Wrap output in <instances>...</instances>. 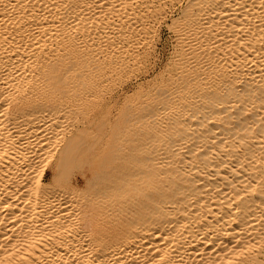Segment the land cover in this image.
Masks as SVG:
<instances>
[{
  "label": "bare ground",
  "instance_id": "1",
  "mask_svg": "<svg viewBox=\"0 0 264 264\" xmlns=\"http://www.w3.org/2000/svg\"><path fill=\"white\" fill-rule=\"evenodd\" d=\"M87 1L72 5L66 0L72 15L59 21L44 17L46 0H0V264H264V0H179L185 1L177 16L182 20L168 22L167 29L176 28L179 57L140 106L139 120L149 134V146L139 156L123 158L113 175L120 181L110 207L114 218L102 236L96 234L85 195L66 187L54 190L56 172L52 186L44 181L40 164L54 143L59 111L53 105H29L25 97L28 88H48L46 77L53 67L41 58L46 42L55 40L56 46L64 47V38L57 39L64 35L62 29L77 33L90 29L83 22L87 14L91 16ZM106 1L100 0L99 7ZM118 1L117 10L125 3L143 5L141 13L132 12L134 20L163 0ZM150 1L158 5H149ZM114 9L107 12L120 13ZM123 20L115 24L121 39L115 47L117 55L129 59L130 48L122 42ZM139 24L145 30L146 25ZM70 33L66 47L76 56L78 40L72 41ZM90 49L84 48L86 56L80 59L78 55L74 61L62 60L66 65L61 77L72 96H93L125 67L120 56L115 60V54L113 60ZM67 153L60 155L59 164ZM133 162L137 170H129ZM101 177L97 171L91 173L93 179Z\"/></svg>",
  "mask_w": 264,
  "mask_h": 264
},
{
  "label": "rangeland",
  "instance_id": "2",
  "mask_svg": "<svg viewBox=\"0 0 264 264\" xmlns=\"http://www.w3.org/2000/svg\"><path fill=\"white\" fill-rule=\"evenodd\" d=\"M61 1L62 0H54V1L53 0L52 1L46 0L45 3L51 8H49L44 3L43 7H45V9L47 10V11L45 10L44 17L50 19V17L54 16L53 18H57L59 21H65V19L67 17H70L72 14L70 15L69 12H71L72 5H73V3H75L74 1H77V0H74V1L73 0H67L69 3H72V5L68 4V2H66V0H63L62 3H61ZM85 1H87V0H85ZM107 1L101 2L102 4L100 7L98 5V4H100L99 3L100 0H95V1L89 0V2L88 1L86 2L87 3L86 7L89 8V10L91 12L96 10V11H94L93 14L89 11L90 15L91 16L93 15L92 17L90 16V18L93 19L95 17V19H93L94 21L89 18V14H87L88 16L85 14L88 19L84 20L83 22H85L84 24H86V26H88L87 25L88 23L90 24L91 30L89 29L88 30L89 32L88 31H82V32L77 33L76 31L66 30L68 32L67 33L65 31V28H64L62 30L65 32L64 35L66 34L65 37H61L62 34L60 33L59 38H57V39H59V41H61L64 38L63 42L61 43L62 45H64V47L61 45L59 46L58 44L56 46L54 43L55 40L52 42L49 41L50 43L47 41L46 43L49 46L46 45V43H45L46 46H44V50L42 52L43 57L41 56V58H42V60L45 59L46 63H49L50 69L53 67L51 70L49 69L50 71H53V73L46 77V80L49 78L47 80L48 88L45 87V88H42V90H34V89L28 88L26 90V94H25V97L28 98L27 101L29 102V105H32V106L39 105V104L53 105L57 109V111H59L60 121L57 122L59 125L58 124L55 125L56 126L55 128H57L56 135H58V136L55 135L56 137L54 136L52 139V142H54V143L53 144L51 143L50 147L48 148L47 152L49 155L46 153V156L44 155V157H43L42 163L45 162L44 160H46V162L44 163V165L40 164V167H41L40 169H45V180L44 181L46 183H48L50 186H52L50 179L53 178V175L56 172V174H58V175H57V181H56V185H55L56 188L53 187L54 190H57V192H58L60 188L66 187L68 192H70L73 189L74 191L78 192V193L76 192L77 194L81 195V193H82L83 195H85L88 198V200L90 201L91 208H92L93 213H94V219L96 220V222L94 221L93 225H94L96 234L98 236H102V235L106 234V232H107L106 230H108L109 226L111 225V219L114 218L113 213L110 210L111 209L110 207L116 198L115 197V185L116 184L118 185L120 181L119 180L117 181L113 175L116 173V170L119 167H121L123 158L129 159L128 155H132V154L139 156L142 154L141 152L143 150H145L146 147L149 146V139H148L149 134L147 136V133H146L145 129L142 128V123L139 120V114L141 115L140 106L142 105V102L146 99V97L151 95L154 92V90L159 86L161 81L166 78V76L168 75V73L171 71L172 67L176 63V61H177L176 58L179 57L178 52L180 51L179 48H181V44L179 43L178 34H177V32H175L176 28L172 29L173 32H172L171 28H170L171 31H167V29H169L170 21L174 22L176 19L177 20L176 24H178L180 22V20H182L181 16L180 17H177V16H179L181 14L183 8L185 7V4H184L185 1L171 0V2L169 1L170 4L168 6V3H169L168 0H163L160 2L158 7H155V9L152 8L153 11H151L149 14H147V15L145 13H143L142 15L139 14L137 16L138 18L136 17L133 20L132 12L133 13H135V12L141 13V11H144V7L142 8L143 5L138 6L136 3L131 4V5L130 4L127 5L125 3L124 8H122L123 5H121L120 8L117 10V8L119 6L117 3L118 2L120 3V1L117 0V3H116V0H112V1L110 0L108 2L109 4L107 3ZM151 1H150L149 5H152L153 3H154L153 6L155 4L158 5V3H156L157 1H153V3ZM178 1L180 4L178 3ZM51 2H52V4H50ZM56 2H58V3H56ZM111 2H114V3H111ZM162 2L164 5L162 4ZM174 2H176V4ZM60 4H65L66 8H64V6L63 5L61 6ZM89 4H91V5H89ZM161 4L165 7H162ZM54 5H56V6H54ZM57 5H59V6H57ZM104 5L105 6L109 5V7L108 6L105 7ZM126 5L128 7L129 6H132V7L127 8ZM157 5H155V6H157ZM52 6H54L55 8L58 7L59 11L57 10V8L55 10V8ZM114 6L116 9H114ZM166 6L169 9L171 7L172 8L170 10L168 9V11H167ZM46 7H48V8H46ZM69 7H71V8H69ZM52 8H54V10H52ZM98 8H100L99 11H98ZM132 8H134V9H132ZM107 9L111 10V11H113L112 9H114V11L116 10V11H118V13L120 12L119 14H117L120 17L117 16L116 14H113V13L110 14L109 12H107ZM123 9H124V11L122 12ZM65 10L66 11L70 10V11H67V13H66ZM100 10L102 11V13H100L101 12ZM136 10H138V11H136ZM121 12L123 15H120ZM98 13H100V14H98ZM45 14H47V16H45ZM77 14H78V8H77ZM107 14H109L111 16H108ZM85 15L83 14L82 19H84ZM125 15L127 17L123 18ZM128 16H130V17L128 18ZM98 17H99V19H98ZM158 17H159V19H156ZM106 18H107L108 22L106 20H104ZM141 18H142V20H140ZM163 18H164V20H163ZM89 19L91 20V22ZM115 19L117 21H115ZM123 19H126V20H123ZM146 19H148V20H146ZM95 20L97 23L95 22ZM121 20H123L122 26H124V27L121 26L122 27L121 30H125V32H123L122 42L125 40L126 43L125 42L124 43L127 44V46H129V48H130V49H128L129 52L126 54V55H128L129 59L127 58V56H124L122 54H121L122 56H120L119 54L117 55V53H116L118 50L116 49L115 45L117 46V44L119 42H121V39L119 37L118 32H115L116 29L119 28V25H117L118 26L117 27L115 24H120L119 22ZM150 20L152 21V24H151ZM158 20H160V21H158ZM126 22L128 24H126ZM141 22L146 25V26L144 25L145 30L140 29L139 23H141ZM112 23H113V26H111ZM135 23H136V25H135ZM124 24L126 25L127 29L125 28ZM129 24H131V25L129 26ZM150 24L153 27L149 26ZM155 24H156V26H154ZM111 27H112V29H111ZM170 27H171V25H170ZM98 28L100 29L99 32H98ZM135 29H137V30H135ZM94 30H96V31L93 33ZM108 30H109V32H108ZM126 30H127V33H129V31H130L131 34L127 35ZM90 31H91V33H90ZM103 31L106 33H103ZM148 31H150V34ZM97 32L100 34H98ZM69 33L71 34L70 36H72V38H71L72 41L75 42L78 40L77 41L78 43L75 42V45H76L75 47L76 48L78 47L77 51L79 52L78 53L79 56L78 55L75 56L74 55L75 53L73 54L72 50H70L68 47H66V39L65 38H67V35ZM73 33H76V34L74 35ZM95 33H97V34H95ZM107 33L109 36L110 35L112 36L113 40L111 39V36L108 37ZM104 34H106V35H104ZM138 34H139V37H138ZM144 34L147 36H145ZM64 35H62V36H64ZM99 35H100V37H102L101 39H100V37H98ZM103 35L105 37L107 36L108 40H107V38L105 39ZM116 35H118V36H116ZM89 36H92V38ZM78 37H79V39H77ZM133 37H137V38L135 39ZM151 37H153V39H150ZM60 38H62V39H60ZM90 39H91V41H89ZM97 39L98 40L100 39L99 42ZM109 39L111 40V42H113L114 40L115 41L113 43H111L109 41ZM85 40H86V42H85ZM127 40H128V42H127ZM142 40H144V42ZM64 41H65V43H64ZM136 41H138V42H136ZM129 42H131V43L134 42V45H136V47L132 46L133 43L131 45ZM139 42L141 43L139 45L140 47L137 46L139 44ZM80 43H82V44L80 45ZM173 44H174V46H173ZM89 45L91 48L90 50L93 49L96 51L98 49V51H100V52L96 51L97 55L99 53H102V54H99V56H101V57L102 56L106 57V58L111 57V59H113V60H114V57L116 60V56H118L117 58L121 57L120 59L121 60L123 59V63L125 66L124 68L122 66L121 69H124V71L120 69L119 73H117L109 81L104 83V87L101 90L97 91L95 94H93V96H92V94L89 95L88 93H85L86 95L84 93H80V94L73 93L74 95L72 96V94L70 95L69 92H68L69 94L67 93V91L65 89V82L66 81H64L61 77L62 72L64 71V68L66 65V61H62V60L68 59L69 61L70 60L74 61V60H76L77 56H78L77 59H80L81 56L85 57L86 56L85 50H89ZM47 46L49 49L46 48ZM54 46H56L55 48H57V50L54 48ZM112 46H114V47H112ZM61 47L63 49H61ZM86 47H88V48H86ZM102 47H103V49H102ZM84 48H85V50H84ZM174 48H175V50H174ZM51 49H52V52H51ZM53 49H55L56 51ZM65 49H66L67 53H65V55H64L63 51H65ZM68 50H69V52H68ZM109 50H111V51L109 52ZM54 51L55 52L58 51V52H60V53L62 52V53H61V55L58 52L55 54ZM49 52L52 55L49 54ZM70 52H72V53H70ZM129 53L131 54V56ZM49 55H50V57H49ZM67 55H68V57L69 56L70 57L67 58ZM172 55H174V56H172ZM52 56H54V58ZM58 56H59V58H58ZM112 56H114V57H112ZM136 56L137 57L140 56L139 57L140 59L137 58ZM55 59H56V61H55ZM132 59H134V62ZM47 60H49V61L47 62ZM138 61H139V63H138ZM53 63L55 64V66ZM137 64H138V66H137ZM172 64H173V66H172ZM136 66H137V68H136ZM126 67H127V69H126ZM149 67H150V69H149ZM134 69L136 72L134 71ZM53 75H54V79H53ZM128 80H129V82H128ZM33 91H35V92H33ZM107 91L109 92V94L107 93ZM66 93L69 97L66 95ZM27 94H29V95H27ZM105 94H107V95H105ZM33 95H34V98H33ZM48 96H50V97H48ZM103 96H104V98H103ZM64 97L68 98L69 100L65 99ZM138 97H139V99H138ZM60 98H61V100H60ZM100 98H102V99H100ZM74 101L75 102L80 101V102L75 103ZM37 102L39 104H37ZM81 103H84V104H82V106H81ZM130 103H132V104H130ZM133 104H135V105H133ZM80 106L82 107V109ZM130 106H132L133 108ZM65 108H67L68 111ZM69 110H71V111L69 112ZM125 112H127V113H125ZM77 113H78V115H77ZM61 117H63V121L61 120L62 119ZM73 119H75V120L73 121ZM64 120L66 122H64ZM64 124H66V125H64ZM139 128H140V130H139ZM58 130H60V131H58ZM62 131H63V133H62ZM67 131H68V133H67ZM138 135H141L142 137L138 136ZM62 136H64V137H62ZM57 137H58V141H57ZM54 139H56V140L54 141ZM135 140H136V142H135ZM57 143H59V144H57ZM66 143H68V144L70 143V144L68 145ZM118 144H119V147H118ZM146 145H148V146H146ZM56 146H58V147H56ZM65 146H67V147H65ZM139 148H141V150ZM142 148H144V149H142ZM52 149H53V151H52ZM50 150L52 151V153ZM64 150L66 152H68L67 157L64 161H61V163L59 164L57 160L60 157V155H62V153L65 152ZM86 150H87V152H86ZM127 150H129V151H127ZM130 150H132L133 152ZM49 157H51V158H49ZM133 163H132V165L128 166L129 170H132V169L137 170V164H135V163L133 164ZM95 171L99 172L102 175L101 179L100 178H98V179L91 178V173L95 172ZM84 175L86 177H84ZM109 190H110V192H109ZM103 191H105V192H103ZM86 192H87V194H86ZM100 193H101V195H100ZM88 194L91 197H89ZM96 196H99V197H97L98 198L97 200L95 199ZM109 196H110V198H109ZM91 199L92 200L94 199V200L92 201ZM100 202L103 204H101ZM98 205H100V206H98ZM100 214H102V215H100ZM100 221H101V223H100Z\"/></svg>",
  "mask_w": 264,
  "mask_h": 264
}]
</instances>
